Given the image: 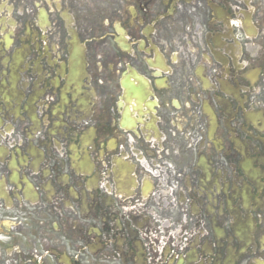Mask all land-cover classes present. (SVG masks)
Instances as JSON below:
<instances>
[{"label":"flooded vegetation","instance_id":"af4514ba","mask_svg":"<svg viewBox=\"0 0 264 264\" xmlns=\"http://www.w3.org/2000/svg\"><path fill=\"white\" fill-rule=\"evenodd\" d=\"M0 264H264V0H0Z\"/></svg>","mask_w":264,"mask_h":264},{"label":"rangeland","instance_id":"374dc122","mask_svg":"<svg viewBox=\"0 0 264 264\" xmlns=\"http://www.w3.org/2000/svg\"><path fill=\"white\" fill-rule=\"evenodd\" d=\"M250 49L252 48L254 51L257 49L256 41L254 39H250Z\"/></svg>","mask_w":264,"mask_h":264}]
</instances>
